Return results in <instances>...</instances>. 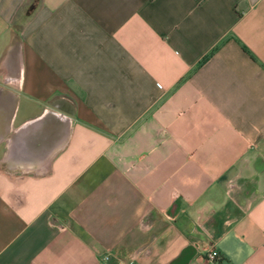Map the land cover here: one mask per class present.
Here are the masks:
<instances>
[{
	"label": "crops",
	"instance_id": "0c3cea01",
	"mask_svg": "<svg viewBox=\"0 0 264 264\" xmlns=\"http://www.w3.org/2000/svg\"><path fill=\"white\" fill-rule=\"evenodd\" d=\"M212 247L264 264V0H0V264Z\"/></svg>",
	"mask_w": 264,
	"mask_h": 264
},
{
	"label": "built area",
	"instance_id": "2783aa9c",
	"mask_svg": "<svg viewBox=\"0 0 264 264\" xmlns=\"http://www.w3.org/2000/svg\"><path fill=\"white\" fill-rule=\"evenodd\" d=\"M109 255H106V259ZM205 264H228L223 254L216 247L210 248L204 255Z\"/></svg>",
	"mask_w": 264,
	"mask_h": 264
},
{
	"label": "water",
	"instance_id": "95a60500",
	"mask_svg": "<svg viewBox=\"0 0 264 264\" xmlns=\"http://www.w3.org/2000/svg\"><path fill=\"white\" fill-rule=\"evenodd\" d=\"M187 256H181L179 259H177L175 262L171 264H185L187 261Z\"/></svg>",
	"mask_w": 264,
	"mask_h": 264
}]
</instances>
